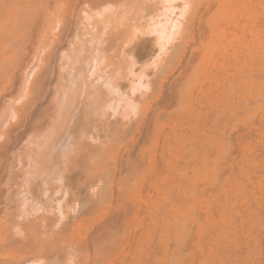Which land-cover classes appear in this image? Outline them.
<instances>
[{
	"label": "bare ground",
	"instance_id": "6f19581e",
	"mask_svg": "<svg viewBox=\"0 0 264 264\" xmlns=\"http://www.w3.org/2000/svg\"><path fill=\"white\" fill-rule=\"evenodd\" d=\"M51 1L0 0V169L7 165L0 170V264H264V178L244 183L256 144L264 146V126L254 145L241 144V172L224 174L228 128L237 129L246 108L264 122V0H218V32L216 17L212 25L201 17L209 0H67L73 8L63 23L58 0ZM201 19L212 28L205 51L224 63L213 81L222 87L214 105L221 109L211 104L207 112L191 50L201 45ZM151 45L166 50L158 53L163 60L151 56ZM193 75L198 92L186 95ZM174 101L183 107L175 116L184 114L173 122ZM207 115L223 125L211 126ZM248 189L263 197L246 208ZM83 224L89 233L80 242L74 230ZM139 249L149 256L142 262Z\"/></svg>",
	"mask_w": 264,
	"mask_h": 264
},
{
	"label": "rangeland",
	"instance_id": "374dc122",
	"mask_svg": "<svg viewBox=\"0 0 264 264\" xmlns=\"http://www.w3.org/2000/svg\"><path fill=\"white\" fill-rule=\"evenodd\" d=\"M50 1H51V0H50ZM55 1H57V0H54V2H53V0H52L51 2H52V3H55ZM68 1H69V3H70V2H72V1H74V0H72V1L68 0ZM211 2H213V0H209L208 2H204V6H203L202 10H204V7H206V8L209 7L210 9L212 8V10H210V9H208V8H207V9H208L209 11H208V10H207V11H206V10H204V11L201 10V17H203L202 15H204V18H206L207 20L210 19L211 22H213V20H215L214 18L216 17V18H217L216 20H217V22L219 21V22H218L219 24H216L217 22H216V20H215V21L213 22L214 25H215V26H213V28H215L216 25L218 26V25H220V23H222V22L220 21V19H218L217 15H215V14L218 12L219 2H218V0H216V3H215V0H214V3H212L213 5H211ZM52 3H51V5H49L50 8L54 7V6H52ZM67 3H68L67 0H58V1H57V4H58L59 6H58L57 4H56L55 6H57L59 9L56 10V12L58 11L60 16L57 14V16H59V18H58L57 16H56V18H58L59 20L61 19V20H60L59 22H57V23H60V22L62 21V17H63V15H65V17H66V16L68 15V13H69V10H72V8H73V7H72V8L70 9V6H68L69 8H67V6H66ZM206 3H207V4H206ZM208 3H209V4H208ZM217 3H218V4H217ZM70 4H71V3H70ZM70 4H69V5H70ZM72 4H73V3H72ZM215 4H216V5H215ZM53 5H54V4H53ZM71 6H72V5H71ZM211 6H212V7H211ZM214 6H215V7H214ZM65 7H66V8H65ZM52 9H53V8H52ZM54 9H56V7H55ZM54 9H53V10H54ZM68 9H69V10H68ZM216 9H217V10H216ZM67 10H68V11H67ZM214 11H215V12H214ZM52 12H53V11H52ZM56 12H55V14H56ZM212 12H213L214 14L210 15ZM60 13H61V14H60ZM205 14L208 15V18H207V15H206V17H205ZM210 16H211V17H210ZM213 16H214V18L212 19ZM60 17H61V18H60ZM202 19H203V18H202ZM202 19H201V20H202ZM202 21H203V20H202ZM203 22H205V23H203V24L205 25L207 21H203ZM208 22H209V20H208ZM208 22H207L206 26H204V25L202 24V25L204 26V27L202 26V27H203V29H202L203 33H202V32H199L200 34L202 33V34L200 35V36H202V37H199V36L196 37V38H198V37L200 38L201 45H200L199 42L195 41V43H198L199 45H198V44H197V45L194 44V46L191 48V50H192V51L195 53V55H196V58L194 59V63H193L194 66H195V69H196V71H197V74H196V75H197V79H195V83H196V80H198V81L200 80V81H201L200 83L197 82L196 84H198V86L195 84V87H196V89L198 88L199 90H203V87H204V89H205V86H206V89L203 90L204 96L202 97V101H204V102H202V104H201L202 109H203V112L211 111V110H213V108H214V110H215V108H216V109H221V107H220V108H219V107H215L214 105H217V104H219V102H220V98H221V96H222V94H220V93H222V91H220V88L222 89V87L218 86L219 83H218L217 81H216V82H217L218 84H217L216 82L213 83V81L218 80L219 77L223 76V75H221L222 72H220V71H222L221 67H223L222 65L224 64L223 62H220L221 64L218 62V61H219L218 59H219V58L221 59V56L218 57L217 55H215L217 52L214 54L215 56L212 55V54H208L209 51H208V53L206 52V51H207V50H206L207 47H205L204 44L207 43V41L211 38V35H212V28L209 27L210 22H209V24H208ZM61 23H63V22H61ZM55 25H56V24H55ZM59 25H62V24H59ZM210 25H212V24H210ZM221 26H222V25H221ZM221 26H220V27H221ZM205 27H206V28H210L211 31H210L209 29H206ZM211 27H212V26H211ZM218 27H219V26H218ZM220 27H219V29H217V27H216V28H215L216 31H217V30H218V31L221 30L222 27H221V28H220ZM215 29H213V32H216ZM58 30H59V28L56 29V31H58ZM208 30H209V32H208ZM218 31H217V32H218ZM210 32H211V33H210ZM209 33H210V35H209ZM197 35H199V34H197ZM209 36H210V37H209ZM152 37H153V36H152ZM153 38L156 39V36H154ZM201 38H202V39H201ZM155 39H154V40H155ZM197 40H198V39H197ZM202 40H203L204 44H202V43H203ZM198 41H199V40H198ZM202 45H203L204 47H203ZM152 46H153V45H151V49H152L151 52H152V54H151V53L148 54L147 52H146V54L149 55V56H150V54H151V56L153 57V56H155V54L158 55L159 52H157V51H158L157 48H155V47L152 48ZM199 47H201V48H200V52H201V50H203V51L201 52V55H200V53H199ZM202 48H203V49H202ZM193 49H194V50H193ZM207 49H208V48H207ZM160 50H161V49H160ZM163 50H164V48H163ZM163 50H161V51H163ZM205 50H206V51H205ZM208 50H209V49H208ZM148 52H150V48H149ZM204 52H205V55H202V54H204ZM164 53H166V50H164L163 52H161V53H159V54H160V56H162L161 54H164ZM188 54H189V53H188ZM207 54L209 55V58L211 57V55L214 56V57L217 56L215 59H214V57H212L213 59L210 58V60H209L211 63L214 62V63L212 64L213 67L211 66V64H209V62H208V60H207V58H208V55H207ZM217 54H218V53H217ZM164 55L166 56V54H164ZM164 55H163V56H164ZM206 55H207V57H206ZM158 56H159V55H158ZM160 56H159V57H160ZM163 56H162V57H163ZM201 56H204V57H201ZM184 58H185V60H184ZM202 58H204V60H203ZM160 59H162V58L160 57ZM163 59H164V58H163ZM163 59H162V60H163ZM201 59H202V60H201ZM211 59H212V60H211ZM183 60H184V62H187V61H186L187 58H186V57H183V59L181 58V61H179V62H180L179 64L176 63V66L179 65V66H180V69H181L182 64H183L182 69H184V67L187 65V63H185V66H184V63L182 62ZM217 60H218V61H217ZM215 61L218 62V63H216ZM221 61H222V60H221ZM177 62H178V61H177ZM207 62H208V63H207ZM181 63H182V64H181ZM205 63H207L206 65L208 66V68H207V66L205 65ZM215 63H216V64H215ZM200 64H203L202 66H204V65H205V66L202 67V66H200ZM208 64H209V65H208ZM214 64H215V65H214ZM216 65H217V67L214 68V66H216ZM218 65H219V66H218ZM176 66H174L175 69L178 68L177 71H179V70H180L179 67H176ZM209 66H210V67H209ZM205 67H206L208 70L210 69L209 71H207L208 74L210 73V74L212 75V74H213L212 71H214L215 74H217V73L219 72V73L217 74V76H218V75H220V76L217 77L215 74H213V78H212L211 75L209 74V75H207L208 77L206 76V78H205V76H204V75H205L204 73H206V72H205V71H206V68H205ZM185 68H186V67H185ZM203 68H205V70H204ZM212 68H213V69H212ZM218 68H219L220 71L218 70ZM201 69H203V70H201ZM211 69H212V70H211ZM198 71H199V72H198ZM200 71H201V72H200ZM202 71H203L204 73H203ZM217 71H218V72H217ZM216 72H217V73H216ZM201 73L204 74V75H200ZM207 73H206V74H207ZM198 74H199V76H198ZM203 76H204V77H203ZM209 76H210V77H209ZM214 76H215V77H214ZM171 77L173 78V76L170 75V78L168 79L169 81H168L167 79L165 80V81H166L165 84H168V82L170 83V84H168V86H169V87H168V88H169V91H167V93L170 92L171 87L174 85V82L171 81ZM188 77H189V76H188ZM188 77H187V80H189V78H190V77H189V78H188ZM194 77L196 78V76H194V75H193V77L190 78V80H189L190 83H189V84H186V83H188V82H184L185 89L183 90V91H184L183 93H186L185 90H186L187 92L189 91L188 93H186V95L190 94L192 91H193L194 94H195L196 92L199 91L198 89H197L198 91H196V89L191 88V87H194V84H193L194 82H192L193 79H194ZM198 77H199V78H198ZM201 78H203V79H201ZM217 78H218V79H217ZM173 79H174V78H173ZM208 79H211V80H208ZM31 80H33V77H32ZM191 80H192V81H191ZM202 80H203V81H202ZM204 80H205V81H204ZM207 80H208L209 82H208ZM167 81H168V82H167ZM170 81H171V82H170ZM174 81H175V80H174ZM191 82H192V85H193V86L191 85ZM203 82H204V83L206 82V84L208 83V85H206V84L204 85ZM171 83H172V85H171ZM215 83H216V85H215ZM199 84H200V85H199ZM212 84H213V85H212ZM182 85H183V84H181L180 86H178V87H179V90H180V89H183V86H182ZM190 85H191V87H190ZM165 86H166V85H165ZM207 86H209V87L207 88ZM212 86H215V89L218 88V89H216V90H218V92L216 91L217 93L215 92L214 87H213L214 90H213L212 88L210 89V87H212ZM216 86H217V87H216ZM180 87H182V88H180ZM186 87H187V88L189 87V88L187 89ZM195 87H194V88H195ZM199 87H200V88H199ZM190 88H191V89H190ZM165 89H167V86H166ZM207 89H208V90H207ZM209 89H210L212 92H211ZM167 90H168V89H167ZM190 90H191V91H190ZM194 90H195V91H194ZM207 91H209L210 93H207ZM165 92H166V91H165ZM211 93H216V94H213V95H212ZM218 93H219V94H218ZM166 95H167V94H166ZM208 95H209V96H208ZM211 95H212V96H211ZM219 95H220V97H218ZM210 96H211V97H210ZM214 96H216V97L214 98ZM217 97H218V98H217ZM203 98H204V99H203ZM210 98L213 99V100L210 101V100H211ZM216 98H217L218 100H217ZM183 99H184V98H183ZM183 99H180V100H182V101H180L179 98H178L177 100L180 101V102L178 101L179 103L184 104V103H186L185 101H187V100L184 99V100H185V101H184ZM215 99H216V100H215ZM215 101H216V102H215ZM209 102H210V103H209ZM161 104H163V103H161ZM177 104H178L177 101H174V102L171 103V105H170L172 110H171V109H167L168 111L171 110V111H170L171 114H170L169 112H168V113L170 114V117L172 118V121H173V120H174V121H175V120L177 121V119H178V118L180 119L181 116L184 114V113L180 114L179 117H178V116H175V115H179L178 112H179V110H180V107L183 108L182 106H179V105H178V107H177ZM209 104H210V105H209ZM211 104H213V105H212L213 108H212ZM250 105H251V104H250ZM170 106H168V107H170ZM183 106H185V108H186V106L188 107V104H184ZM206 106H207L208 108H207ZM209 106H211V108H210ZM78 107H79V108L75 110L77 115H75V116L73 117V119H72V121H71V123H70L71 126H73L74 124H76V122L78 121V116H79V114H80V110H81L80 107H82V105H80V106H78ZM176 107L179 108V109H177ZM203 107H204V108H203ZM251 107H254V106L251 105ZM175 108H176L177 110H176ZM185 108H184L183 110H184V111H187L188 109L186 108V109H187V110H186ZM173 109H174V113H173ZM206 109H209V110H206ZM183 110L181 109L182 112H183ZM204 110H205V111H204ZM249 110H250V109L246 108V111L244 110V112L242 111L241 114L238 115L240 118H243V117H241V115L244 114V115H242V116H245V117H246V118H245V117L243 118L245 121H243V119H242V121H239V122H238L239 125H237V123L234 124L235 126L237 125V129H236V127H235V128H234V130H235L234 132L237 133L239 136H240L241 132L244 131V130H240L242 125H243V127H244V128H243V127H242V128L245 129V131L242 132V134H241L240 137H239L237 134H235V133L233 132V127H234V126H230V127L228 128V129H230V132H231V133H230V132L227 131V133H228L227 136L229 137V138H228V140H229V141H228V145L230 146V144H231V147H230V148H231V149H230L231 151H230V154L228 153V157H227L228 159L226 158V160H227L226 162H227L228 164H230L229 167H226L227 164H226V162H225L226 165H225V171H224V174H225L226 176H227V174H229V173H231V175H232V174H237V175H238V174L241 172L240 170H238V169H240L239 167H241V164H240V162H239V159L242 157V156L240 155V154H241L240 151L242 150V149H241V144H242L244 141H245V142H247V141L249 142V141H250L249 143H248V142H247V143H248V144H252V145H254V142H253V141H254V140H257V139L259 138V137H256L257 135L259 136V134H257V133H258V130H263V127H262V126H264V122H263V119H262V113H260V114L257 113L258 115H255V114H256L255 112H253L252 110H250V111H251V113H250ZM126 111H128V110H126ZM126 111H124V112H126ZM131 111H132V110H130V112H131ZM175 111H178V112H175ZM247 111H248V112H247ZM166 112H167V111H166ZM245 112H246V113H245ZM172 113H173V114H172ZM175 113H178V114H175ZM249 113H250V114H249ZM132 114L134 115L133 112H132ZM132 114H130V115H132ZM248 114H249V115H248ZM252 114H253V115H252ZM133 115H132V116H133ZM167 115H168V114H167ZM247 115H248V116H247ZM259 115H260V116H259ZM118 116H119V118L121 117L120 115H118ZM213 116H214V115H207V116H204V118H207V119L209 118V119H208L209 121L211 120V121H210L211 126L214 125V124H218V125H216V126L223 125L221 119H217L215 116H214V118H212ZM252 116H253V117H252ZM116 117H117V116H116ZM116 117H115V118H116ZM170 117H168V118H170ZM247 117H251V118H248V119H247ZM257 117H259V119H258ZM129 118H130V117H129ZM171 118H170L169 121H168L169 123L172 122V121H171ZM204 118H203V121L205 122V119H204ZM253 118H256V120H259L258 123L260 124V126H258V124L256 123L257 121H256L255 119H254L255 122H254V121H253V122H252V121L249 122V121H250L249 119H252V120H253ZM116 119H117V118H116ZM131 119H132V118H131ZM165 119H166V117H165ZM213 119H215V120H213ZM246 119H247V121H246ZM14 120H15V119H14ZM167 120H168V119H167ZM167 120H166V121H167ZM187 120H188V119H184V121L182 120L183 123H182V122H180V123L185 124V123L187 122ZM248 120H249V121H248ZM174 121H173V122H174ZM212 121H213V122H212ZM219 121H220V122H219ZM11 122H14L13 119H11ZM168 122H166V123L168 124ZM218 122H219V123H218ZM240 122H243V123L240 124ZM252 123H253V124H252ZM10 124H11V123H10ZM13 124H15V123H13ZM244 125H245V126H244ZM246 126H248V127H247V128H248V132H246ZM257 127H259V128H257ZM260 127H262V128L260 129ZM238 128H240V129H238ZM249 128H250V129H249ZM70 129H71V127H70ZM238 130H239V131H238ZM249 130H250V131H249ZM256 130H257V131H256ZM251 131H252V132H251ZM249 132H250V133H249ZM229 133H230V134H229ZM233 133H234L235 135H234ZM239 133H240V134H239ZM251 133H253V135H252ZM255 133H256V134H255ZM248 134H250V135H248ZM232 135H234V136H232ZM255 135H256V136H255ZM68 136H69V134H68ZM68 136L66 137L67 139H68ZM230 136H232V137H230ZM236 136H237L240 140H238V138H237ZM252 136H253V138H254L253 141H251V140L253 139V138H251ZM254 136H255V137H254ZM249 137H250L251 139H250ZM70 138H71V136H70ZM70 138H69V139H70ZM244 138H245V139H244ZM248 138H249V139H248ZM255 138H256V139H255ZM2 139H4V138H2ZM64 139H65V138H64ZM64 139L62 140L63 142H64ZM69 139H68V140H69ZM73 139H74V138H73ZM73 139H72V140H73ZM234 139H235V140L237 139V140L235 141ZM68 140H66V141H68ZM70 140H71V139H70ZM230 140H233V141H230ZM2 142H3V141H2ZM231 142H232V143H231ZM235 142H236V143H235ZM0 143H1V140H0ZM66 143H67L69 146L71 145V144H69V143H71V142H69V141L66 142ZM256 143H257V142H255V144H256ZM64 144H65V143H64ZM67 144L64 145V148L67 147V146H66ZM235 145H236V146H235ZM256 145L259 146V147H257V149H256V150H257L256 154H257V157H258V159H256V165H255V166H246L247 169L245 168V170L248 171L247 174H248V176H249V179H246L244 183H248V184H250L251 187H252V183H250L249 180H252L253 183H255V182L258 183L260 177L263 176V178H264V171H263V170H264V166L262 167V165H264V151H263V150H264V146H261V145H259V144H256ZM256 145H255V146H256ZM61 146H62V145L60 144V147H58V151H59V148H60V151L64 150V148L62 149ZM261 147H262V148H261ZM260 148L262 149L261 151H260ZM67 149H68V148H67ZM67 149H65L64 152H66ZM236 149H237V150H236ZM235 151H236L237 153H236ZM258 151H259V152H258ZM262 151H263V152H262ZM64 152L62 151L61 153L64 154ZM239 152H240V153H239ZM59 153H60V152H59ZM234 153H236V154H238V155H235ZM242 153H243V152H242ZM233 154H234V156H233ZM242 155H243V154H242ZM238 156H239V157H238ZM240 156H241V157H240ZM259 156H261V157H259ZM262 156H263V157H262ZM230 157H232V158H230ZM261 158H263V159H262V162H263V163H262V162L260 163ZM231 159H232L234 162H233V161H230V162H229V160H231ZM259 163H260V164H259ZM238 164H239V165H238ZM236 165H237V166H236ZM5 166H7V165H5ZM5 166H3V169H2V170L0 169V170L3 171V170L5 169L4 171L7 172V169L5 168ZM259 166H260V167H259ZM248 167H251V168H249V170H248ZM258 167H259V168H258ZM237 170L240 171V172H238ZM260 170L263 171V174H262V172H261ZM4 171H3V172H4ZM228 171H231V172L227 173ZM250 171H251L252 173H250ZM258 171H259V172H258ZM3 172H2V174H3ZM6 172H4V173H6ZM225 172H226V173H225ZM236 172H237V173H236ZM0 173H1V172H0ZM259 173H260V174H259ZM2 174H1V175H2ZM250 174H251L253 177H252ZM254 174H256L257 176L254 175ZM261 174H262V175H261ZM4 175H5V174H3V176H4ZM225 175H223V176L226 177ZM229 175H230V174H229ZM229 175H228V176H229ZM259 175H260V176H259ZM250 176H251V177H250ZM224 177H222V178H224ZM258 177H259V178H258ZM1 178H3V177H1ZM254 178H255V179H254ZM257 179H258V180H257ZM255 180H256V181H255ZM256 183H255V184H256ZM3 184H4V181H3V183L1 184V185H2L1 187L4 186ZM1 187H0V189H4V188H1ZM248 190H249V191H248V194H247V203H245V205H244V204L242 205V206H245L246 208H247L248 205H252V206H254V205H255V202H256L257 200H259V198L263 197V195H260V194H261L260 189H248ZM258 190H259V191H258ZM251 191H252V192H251ZM257 191H258V192H257ZM4 193H5V192H4ZM255 193H258L259 195H258V194H255ZM2 194H3V193H1L0 200H1V201L3 200V202H5V201H4V200H6V199H4V198H5V195H3V197H2ZM250 194H251V195H250ZM254 195H256V196H254ZM1 197H2V198H1ZM250 197H251V198H250ZM256 198H257V199H256ZM252 199H255V200L252 201ZM262 199H264V197H263ZM262 199H261V202H262V204H263L264 200H262ZM3 202H2V204H0V208H1V209H0V212L3 210V209H2V207H3L2 205L4 204ZM249 202H250V203H249ZM251 202H254V203H251ZM4 205H5V204H4ZM263 205H264V204H263ZM1 206H2V207H1ZM242 206L239 207V208H242ZM245 207H243L242 212H243V211H245V213L252 212V210H247ZM254 209H255V208L253 207V210H254ZM263 210H264V209H263ZM3 211H4V210H3ZM3 211L0 213V215L3 214ZM78 212H80V210H78ZM261 212H262V213H261ZM261 212H260V213H261V216H262V218H264V216H263V215H264V214H263V211H261ZM76 213H77V212H76ZM76 213H75V215H76ZM257 213H259V210L257 211ZM254 214L256 215V212H252V215H254ZM262 214H263V215H262ZM255 215H254V216H255ZM94 221L96 222L97 220H94ZM94 221H90V222H89L90 224H88V227H90L89 230L91 229V231H92L93 229H95V227L97 226V225H96V226H93V225H95V224L98 222V221H97V222L95 223ZM86 223H88V222H86ZM94 223H95V224H94ZM97 224H98V223H97ZM120 224H122V223H121V220H120V222H119V220H118V229L121 228ZM89 225H90V226H89ZM91 225L93 226V228H92ZM60 226H61V225H60ZM86 226H87V224H83V226H81V228H80V231H78L79 229L77 230L76 228H75V230H74V227H73V229H72V231L74 230L75 233H76V232H77V233L79 232V234H80V232H81V234H80L81 237H79L80 235H79V234H78V235H75V233H74V231H73V233H74V235H75L74 238H75L76 236H78V240L80 239V240H79L80 242H82V240L85 241V237H87L86 234L89 233L88 227H86ZM119 226H120V228H119ZM122 226H123V225H122ZM58 227H59V225H58ZM58 227H57V229H58ZM59 228H60V227H59ZM82 228L84 229V232H85V233H82V232H83V229H82ZM122 228H123V227H122ZM57 229H56V230H57ZM81 230H82V231H81ZM120 230H121V229H120ZM77 233H76V234H77ZM84 234H85V236H84ZM15 235H16V234H15ZM83 236H84V238H83ZM262 237H264V236H262ZM76 238H77V237H76ZM76 238H75V240H77ZM82 238H83V239H82ZM78 240H77V241H78ZM84 241H83V242H84ZM155 243H156V241H155ZM152 245H154V247H155L156 244L152 243ZM152 245L150 246V248L153 247ZM186 246H187V247H185V248H187V250H189V251L193 250V244H192L191 241H190ZM263 247H264V240H263ZM150 248L148 247L147 249H150ZM132 250H134V249H132ZM142 250H143V249H139V251H137V259H138V260L141 259V260H139V262H140V261L142 262L143 260H146V258H147V257H146L147 254L145 253L146 251H145V252H142ZM85 251H86V252H85V255H86L87 253L89 254V253H91V252L94 253V250H93L92 248H91V249L89 248V250H86V249H85ZM87 251H90V252H87ZM129 251H130V248H129ZM143 251H144V250H143ZM148 252H149V251H148ZM148 252H147V253H148ZM92 253L90 254V256H89V255L86 256L87 259L89 260V262H91V261H92L91 258L94 257ZM141 253H142V254H141ZM143 253H145V254L143 255ZM92 256H93V257H92ZM141 256H142V257H141ZM147 256H148V255H147ZM243 256H244V255H243ZM90 257H91V258H90ZM148 257H149V256H148ZM128 258H130V256H129ZM143 258H144V259H143ZM93 259H94V258H93ZM110 260H112V261L115 260V261L113 262V263H115L116 261H118V258L115 259V257H114V259H111V257H110ZM129 260H130V259H128V262H130ZM93 261H94V260H93ZM153 261H154V260H153L152 258H149V260H147V263H148V264H154ZM144 262H145V263H144ZM91 263H92V262H91ZM147 263H146V261H143V262H142V264H147Z\"/></svg>",
	"mask_w": 264,
	"mask_h": 264
}]
</instances>
